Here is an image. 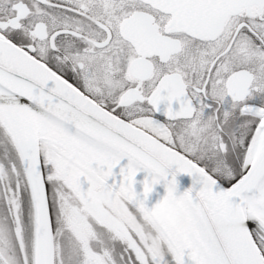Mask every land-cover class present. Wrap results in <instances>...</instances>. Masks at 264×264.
I'll use <instances>...</instances> for the list:
<instances>
[{"label": "snow or ice", "instance_id": "snow-or-ice-1", "mask_svg": "<svg viewBox=\"0 0 264 264\" xmlns=\"http://www.w3.org/2000/svg\"><path fill=\"white\" fill-rule=\"evenodd\" d=\"M0 264H264V0H0Z\"/></svg>", "mask_w": 264, "mask_h": 264}, {"label": "water", "instance_id": "water-1", "mask_svg": "<svg viewBox=\"0 0 264 264\" xmlns=\"http://www.w3.org/2000/svg\"><path fill=\"white\" fill-rule=\"evenodd\" d=\"M145 178V174L141 173L137 176V190L138 191H142V187H143V180ZM179 181V185H180V191H184L187 188L191 187L192 185V178L188 177V176H180L178 178ZM166 194L165 188L163 187V185L157 186V188L155 189L152 198H151V202L155 203L157 202L159 199H162V197Z\"/></svg>", "mask_w": 264, "mask_h": 264}, {"label": "clouds", "instance_id": "clouds-1", "mask_svg": "<svg viewBox=\"0 0 264 264\" xmlns=\"http://www.w3.org/2000/svg\"><path fill=\"white\" fill-rule=\"evenodd\" d=\"M179 222H181V223H182V217L179 219Z\"/></svg>", "mask_w": 264, "mask_h": 264}]
</instances>
